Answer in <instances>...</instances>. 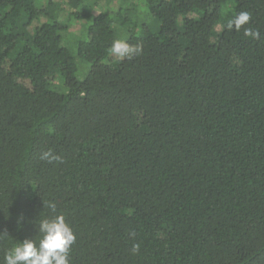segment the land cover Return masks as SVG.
I'll use <instances>...</instances> for the list:
<instances>
[{"label": "trees", "instance_id": "trees-1", "mask_svg": "<svg viewBox=\"0 0 264 264\" xmlns=\"http://www.w3.org/2000/svg\"><path fill=\"white\" fill-rule=\"evenodd\" d=\"M105 1L0 0V264L44 200L71 264H264V0Z\"/></svg>", "mask_w": 264, "mask_h": 264}, {"label": "clouds", "instance_id": "clouds-1", "mask_svg": "<svg viewBox=\"0 0 264 264\" xmlns=\"http://www.w3.org/2000/svg\"><path fill=\"white\" fill-rule=\"evenodd\" d=\"M250 19L251 14L242 11L228 22L227 27L239 31ZM244 35L258 38L259 33L245 28ZM111 53L121 59L131 60L143 53V45L129 44L125 40L116 39L112 42ZM40 159L49 163L62 162V157L51 150L42 152ZM44 204L45 209H49L51 214L39 218V239L26 238L14 245L5 254L2 264H71L70 251L77 240V234L66 216L57 212V205L54 201L44 200ZM7 235L6 231L0 232V239H4ZM130 235L135 236V233ZM139 250L140 245L135 244L132 249L133 253L136 254Z\"/></svg>", "mask_w": 264, "mask_h": 264}, {"label": "rangeland", "instance_id": "rangeland-1", "mask_svg": "<svg viewBox=\"0 0 264 264\" xmlns=\"http://www.w3.org/2000/svg\"><path fill=\"white\" fill-rule=\"evenodd\" d=\"M48 0H35L36 4L38 6H44L46 3H47ZM116 1L118 0H113L111 5L113 7V4L116 3ZM107 5L106 1L105 0H100V3L98 6H96L94 9H93V13L94 14H97L101 9H104L103 7H105ZM141 5H143V3H141ZM44 20V18L41 19V21ZM86 22L90 23L89 20H86ZM83 23H85L84 21H79L77 23V21L71 26V32L73 33H70L69 36H66L67 37V42H68V46L69 48L71 49L73 55L75 56L76 58V63H77V76H79L80 78H83L84 75L87 73L88 69H89V64L81 59L80 57H78L77 55V48H76V45H77V42L79 40H81L82 38H84V35H82V25ZM218 30H220V26L217 27ZM69 30V31H70ZM67 44V43H65ZM23 83H25L26 85L30 86V82L28 80H21Z\"/></svg>", "mask_w": 264, "mask_h": 264}]
</instances>
